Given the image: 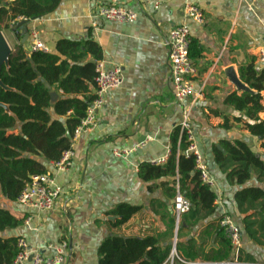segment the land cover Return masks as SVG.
I'll use <instances>...</instances> for the list:
<instances>
[{"label": "crops", "instance_id": "obj_1", "mask_svg": "<svg viewBox=\"0 0 264 264\" xmlns=\"http://www.w3.org/2000/svg\"><path fill=\"white\" fill-rule=\"evenodd\" d=\"M113 1L134 11L136 20L119 23L98 16V9L112 0H59L51 13L29 20L28 25L15 30L16 23L23 20L17 18L14 25L1 30L12 53L18 44L22 45L23 35L33 30L38 32L48 52L53 53L57 52L56 44L60 40H92L99 47L100 58L96 60L87 53L76 65L102 60L106 68L121 69L122 83L106 94L97 112L95 129L71 143L74 150L71 165L59 171L52 162L39 159L61 188L53 209L38 211L0 197V208L21 221L17 227L0 233L1 237L23 238L30 253L40 251L46 256L53 254L49 245L65 241L70 264H98V248L110 235L154 236L162 245L172 242L176 229V224L172 227L173 199L162 185L171 179L146 182L139 177L138 169L143 163L161 159L166 163L171 135L180 127L186 111L197 149L214 180L211 189L217 195L214 203L219 214L232 216L243 228L246 212L241 210L246 207H239L236 193L245 187H263L254 172L243 185L231 182L227 177L230 165L222 167L216 157L218 151L225 152L224 142L241 141L264 161L259 139L233 121L239 113L225 103L227 95L237 91L225 74L227 68H233L241 80L240 69L257 65L258 52L264 49V1ZM188 3L201 9L202 24L186 18L184 8ZM183 22L189 27L190 41L201 48V55L191 58L196 66L193 93L178 102L172 91L167 40L170 29ZM26 43L31 45L30 37ZM52 91L57 94V100L62 96L61 91ZM259 118L264 121V111ZM225 119L229 127L224 126ZM115 151L128 154L115 155ZM121 204L139 210L118 224L120 217L114 210ZM207 223L181 230L179 240L197 237ZM243 243L245 250L246 240L242 248ZM211 247H217L212 239L205 251Z\"/></svg>", "mask_w": 264, "mask_h": 264}, {"label": "trees", "instance_id": "obj_2", "mask_svg": "<svg viewBox=\"0 0 264 264\" xmlns=\"http://www.w3.org/2000/svg\"><path fill=\"white\" fill-rule=\"evenodd\" d=\"M59 0H0V30L8 29L17 18L38 19L51 13ZM15 24V23H14ZM13 24V25H14ZM56 53L33 51L28 53L18 44L7 66L0 73V197L14 202L32 175L43 174L47 169L42 161L56 162L63 152L70 149L75 127L84 117L88 105L95 98V64L76 65L89 53L100 58L98 45L92 40H60ZM59 54V55H58ZM64 56L61 58L60 56ZM201 48L190 41L189 56L200 57ZM69 60L75 62L70 64ZM240 78L255 93L233 91L225 98L239 115L233 117L242 130L256 136L264 149V121L259 114L264 111V67L256 71L254 64L240 69ZM52 89L61 91V97L51 103ZM225 119L224 126H228ZM229 127V126H228ZM70 135V138L67 135ZM225 152L218 151L217 162L230 165L228 179L243 185L254 172L263 187H245L236 193L239 207L245 206L246 215L240 226L241 235L257 247L264 248V161L241 141L224 142ZM187 137L177 127L170 139V152L164 165L143 163L138 175L143 181L170 178L162 182L168 196L173 200L177 192L190 202V210L181 216L177 231L176 250L186 261L202 263H225L234 259L232 245L220 224L222 214L214 203L217 195L204 184L195 167V159L186 153ZM244 208V207H241ZM139 207L118 205L114 213L120 217L118 224L127 221ZM252 211L250 214L247 212ZM208 221L201 232L186 241L179 240V233ZM21 221L6 209L0 208V233L17 227ZM173 228L175 218L172 219ZM18 237L0 236V264H14L19 252ZM217 244L205 251L210 242ZM243 242V241H242ZM172 242L162 245L154 236L122 237L108 236L98 248V264H162L168 257ZM238 261L257 263L252 253L242 248Z\"/></svg>", "mask_w": 264, "mask_h": 264}, {"label": "built area", "instance_id": "obj_3", "mask_svg": "<svg viewBox=\"0 0 264 264\" xmlns=\"http://www.w3.org/2000/svg\"><path fill=\"white\" fill-rule=\"evenodd\" d=\"M264 1V0H262ZM184 13L187 19L196 23L204 22L201 9L192 3L185 5ZM97 15L102 19L119 23H131L136 20L137 14L125 7L116 4L113 0L107 5L101 6ZM32 40L30 45L31 52L42 51L48 52V47L40 41L38 32L33 30L29 33ZM190 30L188 25L183 22L173 26L168 33V63L169 72L172 83V91L174 98L178 102H183L193 93L192 79L196 74V66L189 56ZM264 67V49L258 52V63L255 65L256 71ZM95 98L88 105L84 117L75 127L72 135V142L78 139L82 134L95 129L97 126V112L102 108L106 94L118 88L122 83L121 69L118 66L106 68L104 61L95 62V78H94ZM182 131L185 132L188 146L187 154H191L195 159V167L199 172L201 181L209 187L214 185V180L209 175L206 166L203 163L202 156L197 149L194 141L193 128L189 119L188 111L185 112L184 119L180 125ZM71 142V143H72ZM115 155H127L124 151ZM74 150L71 145L70 149L63 152L60 159L53 163L54 167L63 171L66 170L72 162ZM165 159L152 161V165H162ZM61 193V188L55 184L54 178L49 173L32 175L26 184L16 202L19 204L32 207L38 211H50L55 206L57 199ZM191 208L189 200L182 195L177 186V192L173 200V209L175 216L176 229L178 228L180 218ZM220 224L224 227L226 235L232 245L234 259L231 262L219 264H249L237 260L240 250L242 249V235L239 225L232 216L222 213ZM175 229V232H176ZM19 252L15 258L14 264H70L67 255V242L61 241L55 245H49V249L53 254L50 256L43 255L40 251L30 253L25 239L19 238L17 241ZM162 264H218V263H202L199 261H186L179 255L176 250V241L172 243L169 255ZM262 264V263H250Z\"/></svg>", "mask_w": 264, "mask_h": 264}, {"label": "water", "instance_id": "obj_4", "mask_svg": "<svg viewBox=\"0 0 264 264\" xmlns=\"http://www.w3.org/2000/svg\"><path fill=\"white\" fill-rule=\"evenodd\" d=\"M28 23H29V20L27 19H23L19 21L18 23H16L15 30H17L21 26L28 25ZM28 37H29V31L23 35L20 42L22 43L25 51L28 53H31V48L29 44L26 43V40L28 39ZM11 54H12L11 47L9 46L7 40L5 39L3 32L0 30V73H1L2 67L8 65ZM91 62H95V61L92 60ZM225 74L227 75L231 83L235 86V89L237 91L249 92L251 94L255 93V91L251 90L244 82H242L237 77L233 68L231 67L227 68V70L225 71ZM0 87L3 89H8V87L2 83L1 79H0ZM93 93H95V90L93 91ZM50 97H51V103H54L57 100V94L54 91L50 92ZM0 106H4V104L0 103ZM67 136L70 138L69 134ZM176 232H177V229H176ZM176 232H175V235H176Z\"/></svg>", "mask_w": 264, "mask_h": 264}, {"label": "rangeland", "instance_id": "obj_5", "mask_svg": "<svg viewBox=\"0 0 264 264\" xmlns=\"http://www.w3.org/2000/svg\"><path fill=\"white\" fill-rule=\"evenodd\" d=\"M245 236V235H243ZM244 241L246 240V243H245V252H249V253H252L253 257L256 258V260L258 261L257 263H262L264 264V248L262 247H257V246H254L248 239L247 237L245 236L244 237ZM174 241H177L176 239V235L174 233V236L172 238V243ZM243 241V242H244ZM243 249H244V243H243Z\"/></svg>", "mask_w": 264, "mask_h": 264}]
</instances>
